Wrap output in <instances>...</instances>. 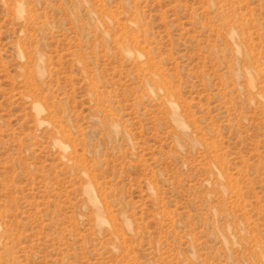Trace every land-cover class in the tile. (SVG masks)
<instances>
[{"label": "rangeland", "instance_id": "1", "mask_svg": "<svg viewBox=\"0 0 264 264\" xmlns=\"http://www.w3.org/2000/svg\"><path fill=\"white\" fill-rule=\"evenodd\" d=\"M0 264H264V0H0Z\"/></svg>", "mask_w": 264, "mask_h": 264}]
</instances>
